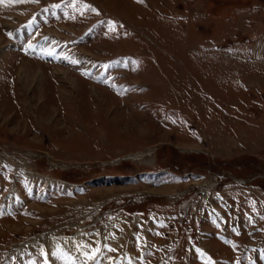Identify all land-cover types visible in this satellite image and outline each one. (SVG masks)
Returning a JSON list of instances; mask_svg holds the SVG:
<instances>
[{
  "label": "rangeland",
  "instance_id": "374dc122",
  "mask_svg": "<svg viewBox=\"0 0 264 264\" xmlns=\"http://www.w3.org/2000/svg\"><path fill=\"white\" fill-rule=\"evenodd\" d=\"M0 264H264V0L0 3Z\"/></svg>",
  "mask_w": 264,
  "mask_h": 264
},
{
  "label": "snow or ice",
  "instance_id": "6c2138e0",
  "mask_svg": "<svg viewBox=\"0 0 264 264\" xmlns=\"http://www.w3.org/2000/svg\"><path fill=\"white\" fill-rule=\"evenodd\" d=\"M3 2L4 0H0V3H3ZM96 251H99V250L97 249ZM84 255L89 256V258L91 259V258H94L95 253H92L91 255H89V253H84Z\"/></svg>",
  "mask_w": 264,
  "mask_h": 264
},
{
  "label": "bare ground",
  "instance_id": "6f19581e",
  "mask_svg": "<svg viewBox=\"0 0 264 264\" xmlns=\"http://www.w3.org/2000/svg\"><path fill=\"white\" fill-rule=\"evenodd\" d=\"M144 154H141L140 156H143ZM52 249L54 248V244L51 245ZM56 247V246H55ZM57 248V247H56ZM55 249V248H54Z\"/></svg>",
  "mask_w": 264,
  "mask_h": 264
}]
</instances>
